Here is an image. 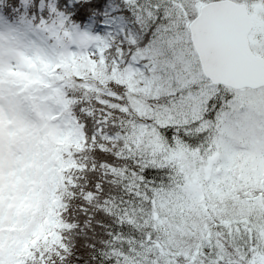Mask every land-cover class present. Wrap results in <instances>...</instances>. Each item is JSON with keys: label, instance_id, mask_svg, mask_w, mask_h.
<instances>
[{"label": "snow or ice", "instance_id": "obj_1", "mask_svg": "<svg viewBox=\"0 0 264 264\" xmlns=\"http://www.w3.org/2000/svg\"><path fill=\"white\" fill-rule=\"evenodd\" d=\"M5 8L30 38L0 100L39 90L55 147L0 153V264H264V0Z\"/></svg>", "mask_w": 264, "mask_h": 264}, {"label": "rangeland", "instance_id": "obj_2", "mask_svg": "<svg viewBox=\"0 0 264 264\" xmlns=\"http://www.w3.org/2000/svg\"><path fill=\"white\" fill-rule=\"evenodd\" d=\"M29 38L28 34L18 25H13L4 19L0 22V58L6 68L15 64L18 59L17 53L22 50ZM3 89L0 111L3 113L5 124L3 131L0 132V153L3 156L2 166L5 172H8L17 167V157L30 151L29 140L26 139L29 134H20L11 138L9 133L23 124H28L30 130L39 127L37 126L38 121L28 117L27 114L29 106L24 97L30 96L28 90L22 93L19 85L7 81L3 85ZM8 121H12V123L9 124Z\"/></svg>", "mask_w": 264, "mask_h": 264}, {"label": "trees", "instance_id": "obj_3", "mask_svg": "<svg viewBox=\"0 0 264 264\" xmlns=\"http://www.w3.org/2000/svg\"><path fill=\"white\" fill-rule=\"evenodd\" d=\"M0 15L3 16L4 20L12 23L13 25H18L20 27L21 30H23L22 26L19 25L18 21L14 18H11L8 16L7 14V10L6 8L0 12ZM30 96H36L39 97L40 96V92L37 89H30L28 90ZM33 93V94H31ZM36 103L38 104V101H36ZM28 117L33 118L34 120L38 121L37 126L40 128H35V129H31V133L29 134V136H26V139L29 140V148L30 151L28 152H32V153H38L39 155L37 156V163H42L45 159H47V154L51 152V150L55 147V145L51 142V139L49 138L47 143H43L42 140L46 135V131L43 127V120L41 117V113H40V109L39 107H34L31 111L27 112ZM49 124V129H51V127L54 126V122L52 121H48ZM4 251L7 252H11L13 251V249L11 248V246L8 244V240L5 239L4 241Z\"/></svg>", "mask_w": 264, "mask_h": 264}]
</instances>
